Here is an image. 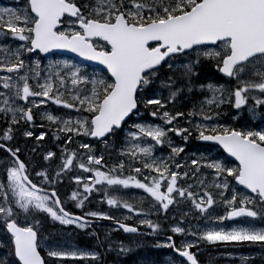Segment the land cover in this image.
Here are the masks:
<instances>
[{
  "label": "snow or ice",
  "instance_id": "snow-or-ice-1",
  "mask_svg": "<svg viewBox=\"0 0 264 264\" xmlns=\"http://www.w3.org/2000/svg\"><path fill=\"white\" fill-rule=\"evenodd\" d=\"M58 51L92 63L49 60ZM49 102L69 111L54 115L42 108ZM231 109L233 120L244 111L250 121L264 118V0H22L0 7V264H104L108 253L126 257L144 247L101 236L100 221L153 237V248L175 253L170 264H200L192 249L202 242L255 248L229 256L264 261V129L221 123ZM37 115L47 124L37 125ZM193 138L222 153L207 148L187 158ZM49 141L57 143L46 147ZM164 148L167 156H158ZM65 179L76 185L67 199L80 215L58 194ZM122 189L142 190L147 211ZM93 193L129 215L121 221L85 210ZM218 205L223 214L214 215ZM48 219L92 229L93 250L46 237ZM237 219L242 226L222 227Z\"/></svg>",
  "mask_w": 264,
  "mask_h": 264
},
{
  "label": "rangeland",
  "instance_id": "rangeland-1",
  "mask_svg": "<svg viewBox=\"0 0 264 264\" xmlns=\"http://www.w3.org/2000/svg\"><path fill=\"white\" fill-rule=\"evenodd\" d=\"M22 3V0H0V7H5V6H13L14 4L16 3ZM62 59H67L69 60L70 62L71 61H76L75 59L73 58H70V57H67V56H63V55H60V54H54L52 56L49 57V60H62ZM49 60H43L42 61V64L43 65H47ZM78 62V61H77ZM80 63V62H79ZM82 64V63H81ZM84 65V64H83ZM205 72L206 73H209L210 70L209 69H205ZM221 81L223 80V78H219ZM42 108H46L48 112L54 114V115H63L64 113L68 112L69 110H65V109H62V108H59L58 106L56 105H52L50 102L47 104V105H42ZM235 110L234 109H231L229 110L228 114L227 115H224L221 117L220 119V122L221 123H226L228 125H231V126H245V127H254L256 128L257 130H261V129H264V118H256L255 120H249V114L244 111L240 114V117L238 120H233L232 119V113L234 112ZM36 122H37V125H39L40 123H45V125L47 124L46 121H42L41 120V117L39 115H37L36 117ZM256 123H261V126L259 127H256ZM35 131L37 132H41V131H48V128L47 126L44 127V128H40V127H37L35 129ZM171 135V134H170ZM174 140H175V143L179 144V145H182L181 144V140L179 137H174ZM57 143L56 141H49L45 146L46 147H50L51 145ZM74 147L73 145H69V148H72ZM168 149L167 148H164V149H158L157 150V155L158 156H167L168 154ZM182 155H185V154H182ZM187 158H193L191 154H188L187 155ZM116 160V157L113 156L112 160L109 161V163H114ZM77 174H78V170H77ZM87 175V174H85ZM67 181L69 182V184H73V188H70L69 190L65 189V190H62V191H59L60 193V197L62 200L65 201V206L69 205L70 203H72L71 201H69L67 199L68 196H70L71 194V190H74L76 185L74 184V182L70 181L67 179ZM60 188H65V186H62ZM121 195H123V198L128 200L129 203H132L134 204L136 207H143V209L145 211H147V202L144 201L143 204H141V197L142 196H146V194H143L142 193V190H137V189H128V190H121ZM102 198V194L101 193H93L92 197H91V203H88L87 202V205H96L95 209H85V210H103L105 212H109L111 213L112 215H115L118 219H120L121 221H123V217L124 215H129L126 211V209H116V208H109V206L106 204V203H100V200ZM102 206H106L107 209H102ZM94 207V206H92ZM223 207L222 206H217L216 207V212L214 213V215H221L223 214ZM72 213L74 214H77V215H80L82 214L81 213H77L75 211H72ZM151 219L155 220V217L152 216L150 217ZM126 222H130V223H133V221L129 220V221H126ZM48 225H57L58 227H64V226H61L59 225L58 222H52L50 219L47 220L46 222ZM108 223H112L111 221L110 222H107V221H100L98 222V224H102L103 227H96V231H100L102 229H104L105 231H107V233H111L113 232V227H115L114 225H109ZM193 224L196 223V221H192ZM244 223V221L242 219H238V220H232V221H225L224 224L222 225V227H225L226 229H230L231 227H235V226H242ZM209 226H215V225H209ZM64 228H68V229H76L74 226H69V227H64ZM77 231L79 232H82V233H87L90 235V233L92 232V229H88V230H81V229H76ZM44 235L47 237L49 235L46 234V232L44 233ZM122 235L119 234L117 236V238L119 239ZM57 238V237H55ZM57 239H61L62 242L63 241H68L71 245V248L70 250H79V251H91L93 250V248H90V247H87L85 245H82L80 244L78 241L72 239V240H68V239H64V238H57ZM163 239V237L161 238ZM189 239H193V237H189ZM148 245L152 246L151 243H148ZM145 250H149L148 248L144 247ZM153 248V247H152ZM199 248H204L203 249V254H206V256L209 258V261L210 263H214V264H242L241 260L240 259H233L231 256H229V253H233L235 254L236 256H239L240 253H248V252H257V249L255 248H250V247H241V248H233V247H230V246H221V245H208L206 242H202L199 246ZM155 250H160V251H164V252H168L169 249H156V248H153ZM146 253H149L146 252ZM46 254V253H45ZM173 256L170 254L169 257L167 258H163L162 259V264H168V262H170L171 258ZM78 261H73V263L71 264H78ZM150 261V260H149ZM149 261H146V264L149 262ZM257 262H259V264H264V261L261 260V258L259 257V255H257V259H256ZM140 264H145L142 261H140Z\"/></svg>",
  "mask_w": 264,
  "mask_h": 264
},
{
  "label": "trees",
  "instance_id": "trees-1",
  "mask_svg": "<svg viewBox=\"0 0 264 264\" xmlns=\"http://www.w3.org/2000/svg\"><path fill=\"white\" fill-rule=\"evenodd\" d=\"M204 72H205V69H204ZM213 78H217V77H213ZM142 118L143 119H149V120L152 119L151 117H142ZM2 123L3 122L0 121V127H2ZM255 125H256V127H259V126H261V123H257ZM180 142L183 145V142L182 141H180ZM197 146H202V145H200L199 142L193 138V139H190L188 141V144H187L185 150H188V149L192 150L194 147H197ZM62 186H65V188L64 189L60 188ZM70 188H73V184H69L67 179H65V181L62 185L57 186L58 194L60 195L59 191H62L65 189L69 190ZM92 206H94V207H92ZM95 206L96 205H87V202L85 203V209H87V208L88 209H91V208L95 209L96 208ZM66 208L70 212H72V211H75L77 213L82 212L81 209L76 208L74 206L73 202L70 203L68 206L66 205ZM102 209H107V207L102 206ZM107 222H110V221H107ZM108 224L111 225L112 223H108ZM45 227L47 229V231H46L47 235L51 234V236H53V237H57V238L59 237V238H64V239H68V240L74 239L82 245H85V246L90 247V248L94 247V241H93L92 237L89 234H87L86 232L82 233V232L77 231L74 228L68 229V228H64V227H58L57 225H54V224L48 225L47 223H46ZM98 232L101 234V236H103V234L107 233V231H105L104 229H102ZM109 234L111 235V237L113 239L118 240V241H124L125 243H129L132 240H139L144 244V247L148 248L149 250H145V248L142 247L139 250L132 252L131 254H129L126 257H118L115 252L108 253L103 257L104 264H140V261H142V260L145 264H146V261H149V260L150 261L147 264H153V262H155V261H158L159 264H162L163 258H167V257H169L170 254H173L171 249H169L170 251H168L170 253H168V252L166 253L164 251L155 250L152 248V246L148 245V243L152 244L153 239H154L153 237H149V236L133 237L131 235H124L120 231H113ZM119 234H121L122 236L118 239L117 236ZM133 247H135V245H133ZM195 249H197V248H193L192 251ZM148 251H149V253H146ZM172 256L175 257V255H172ZM200 262L202 264H214V263H210L206 254L201 255V261ZM71 263H73V261H67L66 262V264H71ZM78 264H94V262L85 260V261H78ZM168 264H170V262H168ZM255 264H259V262L256 261Z\"/></svg>",
  "mask_w": 264,
  "mask_h": 264
},
{
  "label": "water",
  "instance_id": "water-1",
  "mask_svg": "<svg viewBox=\"0 0 264 264\" xmlns=\"http://www.w3.org/2000/svg\"><path fill=\"white\" fill-rule=\"evenodd\" d=\"M56 53H59V54H62V55H66V56L72 57L73 59L77 60L78 62L83 63V64H86V65H89V64L92 63V62H88V61H82L81 58L76 57L75 54H73V53H68V52H63V51H58V52H56ZM56 53H55V54H56ZM50 55H52V54H49V56H50ZM201 143L211 144L210 142H201ZM212 145H213V144H212ZM215 146H217V145H215ZM218 147H219V146H218ZM121 231H122V230H121Z\"/></svg>",
  "mask_w": 264,
  "mask_h": 264
},
{
  "label": "flooded vegetation",
  "instance_id": "flooded-vegetation-1",
  "mask_svg": "<svg viewBox=\"0 0 264 264\" xmlns=\"http://www.w3.org/2000/svg\"><path fill=\"white\" fill-rule=\"evenodd\" d=\"M207 148H211L212 149V154L215 155L217 150H219V152H221V150L219 148L216 147H212V146H208V145H202V146H197L194 149H192V152H199V151H204ZM194 158V157H193ZM197 255H199V252L197 253ZM199 260V258H197Z\"/></svg>",
  "mask_w": 264,
  "mask_h": 264
},
{
  "label": "bare ground",
  "instance_id": "bare-ground-1",
  "mask_svg": "<svg viewBox=\"0 0 264 264\" xmlns=\"http://www.w3.org/2000/svg\"><path fill=\"white\" fill-rule=\"evenodd\" d=\"M185 152L187 153V154H191L192 153V151L191 150H185Z\"/></svg>",
  "mask_w": 264,
  "mask_h": 264
}]
</instances>
